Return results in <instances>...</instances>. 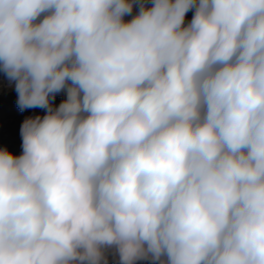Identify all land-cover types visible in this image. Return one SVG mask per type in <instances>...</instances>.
I'll return each mask as SVG.
<instances>
[{
  "label": "clouds",
  "instance_id": "obj_1",
  "mask_svg": "<svg viewBox=\"0 0 264 264\" xmlns=\"http://www.w3.org/2000/svg\"><path fill=\"white\" fill-rule=\"evenodd\" d=\"M0 65V264H264V0H0Z\"/></svg>",
  "mask_w": 264,
  "mask_h": 264
},
{
  "label": "rangeland",
  "instance_id": "obj_2",
  "mask_svg": "<svg viewBox=\"0 0 264 264\" xmlns=\"http://www.w3.org/2000/svg\"><path fill=\"white\" fill-rule=\"evenodd\" d=\"M147 2L150 6L151 0H147ZM136 11L137 9L134 8L133 15ZM193 14L194 10H190L186 14L185 23L191 20ZM129 19H131V16H125V20ZM0 72V148L6 147L10 152L18 156L22 154L21 124L27 117H35L36 115L42 117L46 113V109L37 107L21 111L17 106V93L14 88V82H9L3 72L2 65H0ZM65 98V92L57 93L53 105L58 106ZM108 256V259H110L115 255L109 253ZM115 264H119V262L117 261ZM137 264H151V262L138 261Z\"/></svg>",
  "mask_w": 264,
  "mask_h": 264
},
{
  "label": "bare ground",
  "instance_id": "obj_3",
  "mask_svg": "<svg viewBox=\"0 0 264 264\" xmlns=\"http://www.w3.org/2000/svg\"><path fill=\"white\" fill-rule=\"evenodd\" d=\"M0 75H1V72H0ZM21 124V122H20ZM3 133V132H2ZM6 136V135H5ZM109 257V256H108ZM109 261V264L112 263V264H115L117 261H118V257L117 256H113L112 258L108 259Z\"/></svg>",
  "mask_w": 264,
  "mask_h": 264
}]
</instances>
